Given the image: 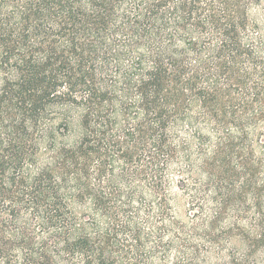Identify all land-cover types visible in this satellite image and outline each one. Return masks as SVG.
I'll use <instances>...</instances> for the list:
<instances>
[{
    "label": "trees",
    "instance_id": "trees-1",
    "mask_svg": "<svg viewBox=\"0 0 264 264\" xmlns=\"http://www.w3.org/2000/svg\"><path fill=\"white\" fill-rule=\"evenodd\" d=\"M0 264H264V0H0Z\"/></svg>",
    "mask_w": 264,
    "mask_h": 264
},
{
    "label": "rangeland",
    "instance_id": "rangeland-1",
    "mask_svg": "<svg viewBox=\"0 0 264 264\" xmlns=\"http://www.w3.org/2000/svg\"><path fill=\"white\" fill-rule=\"evenodd\" d=\"M178 209H179V211L181 213L184 210V204H183V200L182 199H179V201H178Z\"/></svg>",
    "mask_w": 264,
    "mask_h": 264
}]
</instances>
